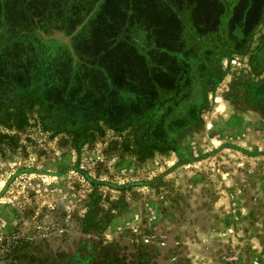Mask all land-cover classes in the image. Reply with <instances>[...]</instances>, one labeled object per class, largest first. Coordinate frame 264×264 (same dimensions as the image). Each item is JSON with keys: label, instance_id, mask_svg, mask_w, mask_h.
I'll return each mask as SVG.
<instances>
[{"label": "rangeland", "instance_id": "rangeland-1", "mask_svg": "<svg viewBox=\"0 0 264 264\" xmlns=\"http://www.w3.org/2000/svg\"><path fill=\"white\" fill-rule=\"evenodd\" d=\"M220 1L230 14L241 0ZM131 7L117 0L101 4L93 21L89 10L72 21L53 0H0V264H26L57 251V260L66 254L65 264H264V155L249 154L264 152V129L251 119L237 127L223 120L220 91L208 95L213 110L203 134L181 137L180 158L153 148L140 132L143 124L130 118L109 126L101 109L77 119L76 127L62 124L64 101L75 107L77 92L84 103L95 93L102 106L115 97L107 98L109 84L92 85L88 73L119 76L110 86L115 90L132 88L120 69L139 63L124 55L134 34L163 42L171 14L165 20L153 6L133 14ZM263 7L264 0L254 9ZM193 19L186 16V24ZM233 60L219 67L241 74L242 61ZM43 62L50 64V81L59 75L57 65L62 82L76 76L83 91L75 82L63 98L46 86ZM15 74L19 89L10 94ZM223 143L249 153L226 147L199 158Z\"/></svg>", "mask_w": 264, "mask_h": 264}, {"label": "flooded vegetation", "instance_id": "flooded-vegetation-1", "mask_svg": "<svg viewBox=\"0 0 264 264\" xmlns=\"http://www.w3.org/2000/svg\"><path fill=\"white\" fill-rule=\"evenodd\" d=\"M167 1L172 20L166 21L168 29L161 42L165 44L160 47V53L164 54L163 76L156 77L152 71L142 91H134L130 99L107 100L108 104L100 105L98 109L99 112L100 109L106 111V115H100L114 128H119L117 124L125 118H130L135 126L143 124L140 132L150 140L153 148L162 153L172 149L179 158L183 155L181 137L200 136L206 128L205 119H210L213 110L207 99L211 93L220 91L226 103L222 119H227L230 126L237 127L251 119L264 129V12L257 13L254 9L257 4H263V0L233 2L229 8L234 12L230 14L224 9L226 5L220 2L217 17L201 19L199 14L198 18L188 21L189 24L185 21L186 12L190 10L181 2ZM151 3L152 0L147 2V7L152 6ZM223 19L227 24L219 31L218 24ZM233 58L242 61L241 74L230 71L232 67L227 68ZM224 59L227 64L220 68ZM86 110L89 117L96 112L95 109ZM226 147L241 148L233 143H223L199 158H206ZM249 154L264 155V152ZM56 254L37 257L26 264L68 263L63 260L67 257L65 253H61L59 260Z\"/></svg>", "mask_w": 264, "mask_h": 264}, {"label": "trees", "instance_id": "trees-1", "mask_svg": "<svg viewBox=\"0 0 264 264\" xmlns=\"http://www.w3.org/2000/svg\"><path fill=\"white\" fill-rule=\"evenodd\" d=\"M114 1H117V0H53V5L55 8L57 6L59 8H61V10L64 11V18H68V20H72V21L77 20V19H83L85 17L84 16L85 13L89 10V13H88L89 16L88 17L90 18L91 21H93V18H97L99 16V14L101 13V10L99 8L101 4L105 5L106 3H112ZM124 1L131 3V5H132L131 9L128 8V9L132 10L131 14H133L134 12L139 13V11H141V13H144V12L149 13V11L151 9L153 11L154 8L155 9L158 8L159 14H161L162 16H165V20H166L167 14L172 12L167 0H152V2H153L152 6L154 8L152 6H148L150 10L146 9L147 5L144 6L145 3L149 2L150 0H124ZM172 1H174V0H172ZM175 2H181V4L184 5V7H186V9H188V10L190 9L189 12L188 11L186 12V14H188V15H191L193 13L195 18H198V14H200L201 19H206V18L208 19V17L211 19L214 16H216V17L218 16V13H219L218 6H220L219 4L221 1L220 0H175ZM240 3H241V1H240ZM28 5H31V3H28ZM19 7L22 8L20 5H19ZM129 12L130 11H128V10L126 11L127 14H129ZM212 13H214V14L212 15ZM170 20H172V19H170ZM155 29L159 30L160 27L156 26ZM134 37H135V40H133L132 43H128L126 45V47L124 48V55L126 57H129L130 60L134 61V59H136V61H138L139 63L137 64V66H133V64H127V65L124 64L125 66L120 69V72L121 73L123 72L122 73L123 74L122 79H123V77H125V79H123L122 82H125L124 85H126L127 88L128 87L129 88L132 87V88L125 89L124 88L125 86H124V87H122L123 89L120 88V89L115 90V89H113V87L110 88V86L113 85V81L115 82L119 76L116 78H112V76L108 77L106 75V77H104V80H103L100 78L95 79L92 72H91V74H89L87 72L88 73L87 76H89L92 79V83H91L92 85L95 84L97 81L103 82V84H105V83L109 84L108 90H110V92L108 93L107 98H109L113 95H115V97H113V98H127L128 94L131 96L132 93L134 94V91L136 88L133 86L134 84L138 85L137 90L139 89V91H142L141 89L147 84L149 77H151V75H152V73H151L152 71L154 72L156 77H160V76L162 77L163 76L164 66L162 63L164 60V58H163L164 54L160 53V51H161L160 47H162L161 42L156 41V42L151 43V42H148L147 40L144 41L137 33L134 34ZM33 48H35V51H36V49L40 50L38 45L33 46ZM151 51H153V54L151 55V57L147 56L146 54L150 53ZM34 59L36 60V57ZM116 61L117 60H115L114 63H116ZM122 64L123 63H121V65ZM152 64L155 66H152ZM79 65L80 64H74L73 69L78 70L80 68ZM49 66H50L49 62H46V63L43 62V68L45 70V76L44 77H46L45 81L47 82L46 86H52L55 89H57L61 94H64L63 98L67 97L70 87L75 82L78 83V90L77 91H80V90H81V92L83 91V88H84L83 84H85V83L81 80H77V79L74 80V78L76 76L72 77V79H70L68 81L65 80L66 84L64 82H62V78L60 77L61 69L58 68L57 65L55 67H53V65H52L51 68L53 67L52 69L55 70V72H58L59 75H57L56 77H53V80L50 81L48 79V74H47V70H48ZM96 67L98 69L99 66L96 65ZM76 73L77 72H75L74 75ZM17 75L20 76V72H18ZM17 75L15 74L16 78L12 79L14 81L10 80V82H9L12 86V88L8 87V89L11 90L10 94L11 93L14 94L15 92L17 93V90L19 89L18 88L19 85L16 84V81L19 82L20 78H17ZM22 76H23V73L21 74V77ZM1 78L2 77L0 76V86H3L4 82H3V79H1ZM3 87H5V84ZM2 88H0V90ZM80 96H82V94L77 92V95H76L77 103L75 104L76 105L75 107H74V102L71 103L69 101H64L65 106L67 108L63 107V109H64L63 112H65V114L61 115L62 116L61 120H62V124L65 127H66V125H69V124H71V126H73V127H76V125H77L76 120L77 119L80 120V119L84 118L85 115H87V113H88L86 110L87 108L95 109L97 112L99 111L98 109L100 108L101 104L99 103L100 100H98V97L95 93H93L88 98V99H92L91 102H87V103L82 102V100H86V99L85 98L80 99L81 98ZM120 96H123V97H120ZM39 99L40 98H38V101H39ZM51 104H53V103H51ZM68 107H72V110H75V112L73 111L72 113H69V114L67 113V115H66ZM57 112H61L60 109L57 110ZM93 114H96V112ZM73 118H76V119L73 120Z\"/></svg>", "mask_w": 264, "mask_h": 264}, {"label": "water", "instance_id": "water-1", "mask_svg": "<svg viewBox=\"0 0 264 264\" xmlns=\"http://www.w3.org/2000/svg\"><path fill=\"white\" fill-rule=\"evenodd\" d=\"M240 150L243 151V149H241V148H240ZM244 152L247 154L249 153V151H247V150H244Z\"/></svg>", "mask_w": 264, "mask_h": 264}, {"label": "bare ground", "instance_id": "bare-ground-1", "mask_svg": "<svg viewBox=\"0 0 264 264\" xmlns=\"http://www.w3.org/2000/svg\"><path fill=\"white\" fill-rule=\"evenodd\" d=\"M217 110H219V107H217Z\"/></svg>", "mask_w": 264, "mask_h": 264}]
</instances>
